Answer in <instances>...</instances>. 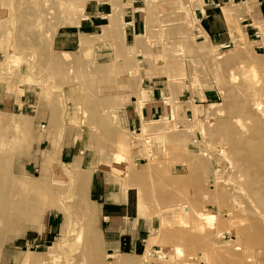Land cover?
<instances>
[{"label":"rangeland","instance_id":"374dc122","mask_svg":"<svg viewBox=\"0 0 264 264\" xmlns=\"http://www.w3.org/2000/svg\"><path fill=\"white\" fill-rule=\"evenodd\" d=\"M86 1L0 0V80L34 90L51 132V151L37 160L41 171L19 175L6 198L10 219L18 211L19 224L0 222V231L37 230L51 217L52 233L41 243H25L24 235L9 239V254L18 252L16 264H264V204L242 197L235 156L218 134L238 100L264 94V51L255 50L252 37L227 48L202 42L196 0H106L113 9L107 44L106 36L77 27ZM127 7L138 8L149 27L134 43L122 35ZM66 34L74 43L63 48ZM239 49L247 56L239 57ZM151 74L167 85L171 120L125 133L117 114L133 104ZM204 90L215 101L193 102ZM184 108L191 112L181 114ZM138 144L144 161H136ZM64 147L86 151L84 166L94 163L123 186L134 181L145 219L138 227L147 229L138 256L104 251L87 190L93 168L62 163Z\"/></svg>","mask_w":264,"mask_h":264},{"label":"crops","instance_id":"0c3cea01","mask_svg":"<svg viewBox=\"0 0 264 264\" xmlns=\"http://www.w3.org/2000/svg\"><path fill=\"white\" fill-rule=\"evenodd\" d=\"M194 15L197 21L195 32L201 31L198 38L202 42L215 44L219 47L232 46L240 42L245 37H252L250 25L241 23L240 19L247 18L252 25H257L264 31V3L262 0H246L242 2H231L230 0H196ZM247 3V4H246ZM219 4V7H218ZM138 9V8H137ZM136 9V10H137ZM143 11L142 8H139ZM82 22L77 26L88 31L91 36H106L105 42L110 44L109 16L113 14L111 4L106 0H87L84 5ZM141 11V12H142ZM119 13V12H118ZM139 13V12H138ZM128 7L122 11L120 18L124 23V41L136 42L140 36H144L148 30V24L144 14H138ZM84 19V20H83ZM129 23V24H127ZM80 34L77 30L76 34ZM105 33V34H103ZM70 36H62L59 40L63 48L72 45ZM150 45V44H149ZM141 55H138L140 57ZM148 67V66H146ZM142 87L133 104L124 105L119 110L118 125L126 133L141 131L143 125L159 122L166 116L171 118V109L164 102V97L168 94L167 85L159 77L151 74L142 79ZM34 90L15 86H6L0 80V222L19 224L18 211L10 216L5 208L11 207L10 202L6 203V198H11L13 192V182L21 174L35 175L41 171V152L50 148L51 132L47 127L48 115L46 108L37 106L34 100ZM216 94L210 90H204L193 98V102L202 103L215 101ZM143 105H138L139 102ZM34 107V111L31 110ZM174 111V110H173ZM190 109L184 108L181 114L187 115ZM138 135L140 133H137ZM42 144L44 148L42 149ZM76 149V148H75ZM51 151V148L49 149ZM84 150V149H83ZM86 152V151H85ZM85 152L81 150H67L62 148L58 153L62 163H73L82 168H93L90 183L88 186L89 200L94 204L98 215L99 224L104 232L102 234L103 249L109 255H129L138 256L139 244L143 245L144 226L138 227L139 223H144L145 219L139 216L137 209V188L132 181L126 187L119 183L114 175H106L102 170L90 164L84 166L83 157ZM136 161L145 160V150L138 144L135 151ZM35 167L31 173L28 166ZM38 166V167H36ZM37 178V177H35ZM134 191V193H133ZM136 192V193H135ZM9 207V208H8ZM52 218L49 217L45 224L39 225L37 230H31V226L15 225V231H0V264H16L18 252L10 255L11 247L7 245L9 239L25 240V243L36 241L45 242V239L52 233ZM139 224V225H141ZM146 226V224H143ZM33 234L32 237H29ZM14 244V243H13ZM7 246V247H6ZM13 248H17L14 246ZM144 253V251H142ZM142 253V254H143Z\"/></svg>","mask_w":264,"mask_h":264},{"label":"bare ground","instance_id":"6f19581e","mask_svg":"<svg viewBox=\"0 0 264 264\" xmlns=\"http://www.w3.org/2000/svg\"><path fill=\"white\" fill-rule=\"evenodd\" d=\"M247 54L245 49H239V55L237 52L239 57L247 56ZM233 55L232 57H236ZM260 84L257 81L254 87ZM262 89L264 93V81ZM259 95L257 97L253 96L250 101L238 100L239 102L230 112L229 118L219 123L220 132L218 134L221 136V140H224L226 145L228 144L229 152L235 156L231 163L239 173L237 175L239 176V185H241L239 191L242 197L256 203L264 204V94ZM225 155L227 156V154ZM86 185L82 184L81 187L79 186L80 190H85L87 188ZM66 223H68L67 220L64 221L63 227L66 226Z\"/></svg>","mask_w":264,"mask_h":264},{"label":"built area","instance_id":"2783aa9c","mask_svg":"<svg viewBox=\"0 0 264 264\" xmlns=\"http://www.w3.org/2000/svg\"><path fill=\"white\" fill-rule=\"evenodd\" d=\"M231 2H245L246 0H230ZM264 3V0H262ZM219 7V4H218ZM135 12L139 11L134 9ZM241 23L250 25L252 28V38L253 43H257V45L254 46L255 50H263L264 51V31L261 30L257 25H252V22L249 21L247 18L240 19ZM129 24V23H127ZM229 46H223L222 48H227ZM31 110L34 111V107H31Z\"/></svg>","mask_w":264,"mask_h":264}]
</instances>
